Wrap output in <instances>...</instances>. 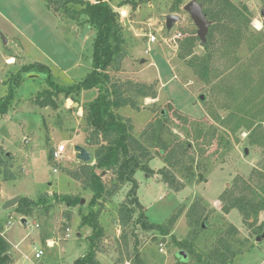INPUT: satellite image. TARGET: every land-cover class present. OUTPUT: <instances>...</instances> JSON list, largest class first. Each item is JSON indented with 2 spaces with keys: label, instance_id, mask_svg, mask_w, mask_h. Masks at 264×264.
<instances>
[{
  "label": "rangeland",
  "instance_id": "1",
  "mask_svg": "<svg viewBox=\"0 0 264 264\" xmlns=\"http://www.w3.org/2000/svg\"><path fill=\"white\" fill-rule=\"evenodd\" d=\"M106 1L120 14L127 54L120 71H110L111 77L122 83L133 81L154 85L158 94L157 102L150 98L140 99L139 111L126 107L119 113L131 119L136 138L141 140L150 125L160 119L165 125L161 143L169 147L185 145L189 146V150L181 170L168 168L176 175L180 190L170 188L159 174L166 167L159 155L161 145L150 148L153 159L149 167L154 175L148 176L138 171L134 176L137 196L149 222L165 224L172 215L180 213L172 233L163 237L157 232L144 231L137 223V212L133 223L126 229L128 246H124L118 210L127 201L132 188V184H127L105 204L100 216L105 232L100 261L104 264H133L137 240L141 257L147 264H203L202 261L209 257L218 239L233 226L238 230L230 238L233 250L238 252L233 264H264V227L258 234L255 233L243 223L238 210L225 214L220 201L221 196L233 188L236 179L249 181L254 169L261 170L264 151L249 145L246 132L231 134L209 116L206 104L209 106L213 103L217 107L212 99L211 86L201 82L187 62L178 58L181 41L178 40L177 45L169 41L178 32L186 33L187 37L197 33L190 16L183 11L184 5L179 13H173L171 7L174 0L143 3L142 0ZM1 2L8 5L2 9L3 12L26 34L27 39L19 36L23 46L19 55L23 56V61L9 69L6 67L8 52L16 54L19 46H5L0 41V98L7 95V82L24 64L40 62L48 66L55 82L64 87L81 82L92 71L96 30L82 24L85 16L79 22L68 19L49 6L47 0ZM235 3L240 7L246 6L251 27L264 32V0H235ZM134 5L137 7L134 8ZM55 13L69 20L68 23H63ZM170 14H179L182 21L168 31L166 18ZM256 21L261 26L255 24ZM72 24L77 25L75 34L79 38L74 35ZM150 33L157 36L156 44H148L147 36ZM162 38L167 39L168 43ZM195 53L204 54L201 43L197 44ZM253 55L254 52L244 42L238 50L240 64H247ZM45 79L46 75L41 73L24 74L9 113L0 114V158L10 165L16 175L15 179L4 180L0 167V234L6 231L7 235L4 236H9L14 244L21 242L22 247H30L28 254L34 253L33 248L43 250L44 257L35 264H74L90 248L92 229L81 223L90 212L88 206L92 194L80 182L64 173L62 168L76 170L84 165L76 159V145L87 148L94 155L95 148L86 144L90 131L84 111L76 104L81 106L94 100L99 92L93 89L85 96L60 95L56 109L41 108L36 105V98L39 92L47 88ZM215 110L218 112V107ZM219 113L222 119L227 116L224 111ZM61 144L67 146L63 158L60 161L50 160L51 151H56ZM193 171L195 176L189 178ZM101 175L109 185L113 176ZM12 194L16 197L29 196L38 203L33 216L20 215L22 219H27L25 224L16 212L17 206L4 208L5 199ZM54 194L79 197L81 203L71 208L66 203L56 202ZM41 197L53 206L48 213L40 202ZM195 203H200L205 209L206 222L204 230H200L193 241L196 252L191 253L176 245L175 239H189L192 228L188 224L187 213ZM67 213L71 214L70 219ZM260 224H264V212L259 216ZM68 234L70 238H67ZM11 242L9 257L15 260L17 255L13 253L14 245ZM50 242H53V246ZM161 245L164 252H161ZM182 251L187 255L184 261L180 256ZM200 255L203 257L201 261Z\"/></svg>",
  "mask_w": 264,
  "mask_h": 264
},
{
  "label": "trees",
  "instance_id": "2",
  "mask_svg": "<svg viewBox=\"0 0 264 264\" xmlns=\"http://www.w3.org/2000/svg\"><path fill=\"white\" fill-rule=\"evenodd\" d=\"M150 1L152 0H142V3ZM47 2L57 13L65 15L68 19L79 22L85 16L86 19L82 24H88L96 30L92 71L81 82L64 87L55 82L48 66L40 63L25 65L7 82V95L0 98V114L9 113L16 89L20 87L23 75L27 73L36 72L46 75L47 88L39 92L36 98V105L41 108L56 109L60 95L79 96L84 91L98 90V96L94 100L80 106L90 131L86 144L95 148L94 161L76 170L62 168V171L73 180L80 182L84 189L92 194L88 206L90 212L83 217L81 223L82 226H89L92 229L89 237L90 248L74 264H101L97 260V253L101 252L105 232L100 216L105 204L127 184H132V188L128 192L127 201L121 204L118 210L119 222L123 230L121 241L124 246H128L126 229L133 223L137 212H139L137 223L144 231L157 232L163 237L172 233L180 213L172 215L165 224L149 222L137 196L134 176L138 171L148 176L154 175L149 167L153 159L150 148L161 145L159 155L166 167L161 169L159 174L170 188L180 190L181 186L177 182L176 175L168 168L181 170L189 146L169 147L168 144L161 143V134L165 125L160 119L150 125L149 131H145L140 140L133 135L134 126L131 119L119 113L126 107L139 111L140 99L143 101L158 97L154 85L133 81L122 83L114 81L110 75V71H120L122 62L127 56L123 28L119 22L120 14L106 0H95L94 3L89 0H47ZM186 2L187 0H174L171 12L179 13ZM198 2L203 5L208 20L213 22L207 41L201 43L195 33L186 37L179 44L178 58L187 62L188 67L201 82L211 86L212 99L219 111L227 113L222 119L219 111L215 110L217 107L210 103L209 106L206 104L209 116L231 134L246 132L249 145L264 151V32L256 31L251 27L248 8L236 5L235 0H198ZM136 7L137 5H134V8ZM244 42H247L249 50L254 52V55L247 64L241 65L238 50ZM198 43H201L204 50L202 55L195 53ZM53 154L54 151H51L50 160H54ZM0 167L4 180L16 178L10 165L1 158ZM101 174L113 176L109 185ZM194 176L193 171L189 178ZM54 200L58 203H66L71 208L81 203L79 197L70 195L54 194ZM220 201L225 214H230L236 209L249 229L257 234L262 231L264 224L258 225V221L260 214L264 212V161L261 170L254 169L251 172L249 181L243 178L236 179L233 188L224 193ZM40 202L44 204L46 213L53 207L44 197L40 198ZM37 204L28 197H22L16 211L24 217H31ZM96 207L97 210L94 209ZM70 215L67 213L68 219ZM187 219L192 228L189 239L185 241L175 239V243L182 249L194 253L196 251L193 241L196 240L200 230H204L203 226L206 222L205 209L200 203H195L189 209ZM237 233L235 227H230L218 239L209 257L202 261L203 264H233L238 252L233 250L230 238ZM10 249V243L0 234V264L11 263ZM134 250L133 264H146L141 257L137 240ZM201 259L203 257L200 255V261Z\"/></svg>",
  "mask_w": 264,
  "mask_h": 264
},
{
  "label": "crops",
  "instance_id": "3",
  "mask_svg": "<svg viewBox=\"0 0 264 264\" xmlns=\"http://www.w3.org/2000/svg\"><path fill=\"white\" fill-rule=\"evenodd\" d=\"M1 1H5V0H1ZM0 1V34H1V38H0V41L2 44H4L5 46H14L16 47V45H18L19 47H17V53L15 54L14 52H8L10 55L7 56L6 58V67H13V66H17L18 64H20L22 61H23V56H20L19 54H22V50H23V46H22V43L20 42V37L21 36L22 38L24 39H27V36L26 34L16 25V23L13 22V20H11L4 12H3V8H7L8 5L3 3ZM55 16L59 19H61V21L64 23V22H67L69 20H66V19H62L61 16H59L57 13H55ZM59 16V17H58ZM73 26V27H72ZM71 27L73 28V32H74V35L76 36L75 34V27H77V25H71ZM77 33V32H76ZM76 37H80L79 35L76 36ZM4 39H6V43H4ZM20 49V51H19ZM80 58V56H79ZM78 58V60H79ZM10 59H14L15 62L14 63H8V61ZM34 63H40V62H34ZM34 63H30V64H34ZM8 64H10V66H8ZM30 64H24V65H20L21 68L25 65H30ZM41 64V63H40ZM9 72V70H8ZM89 74V73H88ZM173 79H176L175 77ZM8 80V79H7ZM6 80V81H7ZM91 91V90H90ZM88 92V91H84L82 92V94H84L85 96V93ZM87 94V93H86ZM158 98V97H157ZM156 99H152L154 102H157ZM56 171V170H55ZM91 193V192H90ZM16 195L12 194L10 196H7V198L5 199V203H7L8 201H10L11 199L15 198ZM28 198H30L29 196H26ZM22 198V197H21ZM17 212V211H16ZM231 213V212H230ZM17 214L19 215V217L21 218V221H22V217L20 216V214L17 212ZM24 217V216H23ZM5 232V233H4ZM3 233H1V235L3 237H5L4 235L6 234V231H4ZM68 232H70V230H68ZM7 235V234H6ZM8 237V239H7ZM7 240H10L9 236H6L5 237ZM67 238H70V234L67 235ZM8 241V242H9ZM13 245H14V249H13V253H15L17 255V257L14 259L11 258V263L10 264H34L33 260H32V257H33V253L32 254H28L27 252L29 251L30 247H22L21 246V242L17 243V244H14L13 242H11ZM34 249V248H33ZM37 249V248H36ZM32 252H34L32 250ZM84 256V255H83ZM100 256H101V252L97 253V260L99 262L100 261ZM181 256V255H180ZM187 258V257H186ZM186 258H183L181 257V259L184 261L186 260ZM127 262V261H126ZM101 264H104L103 262H101ZM147 264V263H146Z\"/></svg>",
  "mask_w": 264,
  "mask_h": 264
},
{
  "label": "water",
  "instance_id": "4",
  "mask_svg": "<svg viewBox=\"0 0 264 264\" xmlns=\"http://www.w3.org/2000/svg\"><path fill=\"white\" fill-rule=\"evenodd\" d=\"M183 11L186 12L191 20L193 21L194 25L197 28V37L201 40V43H205L208 38L209 29L211 25L213 24L212 21L208 20L206 15L203 11V5L198 2V0H191L187 4L184 5ZM124 15V12L122 13ZM182 20V17L179 14H170L166 18V28L168 31H171L176 24H178ZM4 43H6V39H4ZM201 100H203V97H201ZM77 107H80V104H76ZM76 159L80 161L83 164H90L93 160L92 153L85 147L76 145L74 147ZM248 153V151H246ZM21 200V197H15L8 201L6 205L4 206L5 209L13 208L18 206L19 202ZM84 202V201H83ZM26 218L22 219V223H26ZM180 255L183 258H186L187 255L185 252H180Z\"/></svg>",
  "mask_w": 264,
  "mask_h": 264
},
{
  "label": "built area",
  "instance_id": "5",
  "mask_svg": "<svg viewBox=\"0 0 264 264\" xmlns=\"http://www.w3.org/2000/svg\"><path fill=\"white\" fill-rule=\"evenodd\" d=\"M182 21V20H181ZM190 36V35H189ZM187 37V34L186 33H183V32H178L176 34L173 35V37H170L169 38V41L172 42V43H175L177 45V41H183L185 38ZM148 44L149 45H152V44H156L158 42V38L156 35L150 33L148 36ZM162 40L165 42V43H168V40L167 39H163ZM67 151V146L66 144H61L60 146L57 147V150L54 151V160L55 161H60L61 158H63V156L65 155ZM163 245H161V252H164L163 250ZM34 253H33V257H32V260L35 264V262H38V261H41V259L44 257V251L43 250H39V249H36L34 248L33 249Z\"/></svg>",
  "mask_w": 264,
  "mask_h": 264
},
{
  "label": "bare ground",
  "instance_id": "6",
  "mask_svg": "<svg viewBox=\"0 0 264 264\" xmlns=\"http://www.w3.org/2000/svg\"><path fill=\"white\" fill-rule=\"evenodd\" d=\"M255 24H257L258 26L260 25V22L259 21H256ZM261 26V25H260ZM15 60L14 59H10L8 62L9 63H13ZM53 242H50V245L53 246L52 244Z\"/></svg>",
  "mask_w": 264,
  "mask_h": 264
}]
</instances>
